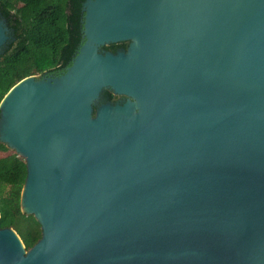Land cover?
Here are the masks:
<instances>
[{
  "label": "water",
  "instance_id": "obj_1",
  "mask_svg": "<svg viewBox=\"0 0 264 264\" xmlns=\"http://www.w3.org/2000/svg\"><path fill=\"white\" fill-rule=\"evenodd\" d=\"M81 6L71 64L0 101L41 230L0 226V264H264V0Z\"/></svg>",
  "mask_w": 264,
  "mask_h": 264
},
{
  "label": "trees",
  "instance_id": "obj_2",
  "mask_svg": "<svg viewBox=\"0 0 264 264\" xmlns=\"http://www.w3.org/2000/svg\"><path fill=\"white\" fill-rule=\"evenodd\" d=\"M81 1L0 0V13L12 29L13 39L0 56V101L22 78L65 70L82 42ZM127 42L102 46L115 52ZM109 100L117 98L104 91ZM9 149L0 143V151ZM26 176L22 158L14 152L0 157V226H10L28 248L41 236L39 223L20 209V194Z\"/></svg>",
  "mask_w": 264,
  "mask_h": 264
},
{
  "label": "flooded vegetation",
  "instance_id": "obj_3",
  "mask_svg": "<svg viewBox=\"0 0 264 264\" xmlns=\"http://www.w3.org/2000/svg\"><path fill=\"white\" fill-rule=\"evenodd\" d=\"M121 48H122V47H118L117 50H118V49H121ZM49 75H51V74H49ZM103 93H104V92H103ZM117 98H118V96H117ZM117 98H116V99H117ZM116 99H115V100H116ZM105 100H108V99L104 96V94H102V96H101L99 102H103V101H105ZM115 100H112V101H115ZM121 100H123V99H121ZM19 237H20V236H19ZM20 238H21V237H20ZM21 241H22V239H21ZM22 242H23V241H22ZM23 244H24V243H23ZM24 246H25V244H24ZM31 246H32V245H31ZM31 246H30V247H31ZM30 247L27 248V247L25 246L26 249H29Z\"/></svg>",
  "mask_w": 264,
  "mask_h": 264
},
{
  "label": "rangeland",
  "instance_id": "obj_4",
  "mask_svg": "<svg viewBox=\"0 0 264 264\" xmlns=\"http://www.w3.org/2000/svg\"><path fill=\"white\" fill-rule=\"evenodd\" d=\"M10 152H14L13 150L9 149L8 151H0V157L7 155Z\"/></svg>",
  "mask_w": 264,
  "mask_h": 264
}]
</instances>
